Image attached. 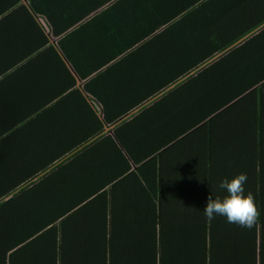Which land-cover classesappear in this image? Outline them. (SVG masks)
<instances>
[{"label": "crops", "instance_id": "1", "mask_svg": "<svg viewBox=\"0 0 264 264\" xmlns=\"http://www.w3.org/2000/svg\"><path fill=\"white\" fill-rule=\"evenodd\" d=\"M254 67L264 0H0V242L20 264H55L52 227L68 217L66 264H86L88 237L145 235L133 156L178 144L198 162L188 130L204 109L201 125L251 118L247 142L264 158V80L244 94L224 86ZM234 131L216 128L224 142ZM167 161L158 211L194 220L199 191L178 180L179 152Z\"/></svg>", "mask_w": 264, "mask_h": 264}, {"label": "trees", "instance_id": "2", "mask_svg": "<svg viewBox=\"0 0 264 264\" xmlns=\"http://www.w3.org/2000/svg\"><path fill=\"white\" fill-rule=\"evenodd\" d=\"M247 71L249 76L242 80L235 78L236 80L224 85L225 88L238 89L239 93L244 94L264 80V70L254 67ZM202 109L200 107V111ZM204 110L205 115L200 114L198 122H193L188 130L198 141V162L196 160L192 162L190 150L183 154L178 144L168 149L166 156L163 153L162 156L154 157L156 150L153 151L154 155L133 156L137 164L141 165L137 172L138 183L146 184V208L142 222L139 223L143 227L136 229L145 232V235L133 236L128 233L130 237L127 236L124 241L118 240L115 232H110L109 236L88 237L86 244L89 252L86 264H211V261L218 264H233L238 260L255 264L258 259L260 264H264V158L255 152V146L247 142L256 130V124L251 118L233 115L231 119L221 123L211 120L210 123L201 125V121L207 119L211 113L210 110ZM230 120L233 122L228 123ZM240 121L243 127H234ZM224 127L229 131L235 130L231 140L226 142L221 133H216V128L222 130ZM240 129L249 133L245 148L239 141ZM3 133L5 132L0 130V135ZM174 152H179L185 166L183 170L179 167L178 180L184 185L193 183L194 191L195 189L199 191L200 216L194 220H170L164 215L169 213L168 211H158L164 201L157 180V176H160L164 168L160 166L161 158L163 164L169 163L168 155L171 156ZM237 152H243V156H237L235 154ZM172 158L175 159L174 156ZM147 160L149 161L145 164ZM239 173L247 174L245 192L251 191L254 194L256 205L260 209V218L251 228L228 223L227 218L220 215L208 220L202 212L208 196L211 193L214 196L226 195L225 190L218 188L219 182L225 178L231 179ZM170 182L169 179L163 185V189H167ZM149 192L152 195L151 204ZM67 211L64 217L68 215ZM52 228L57 232V252L50 255L51 263L54 259L55 264H66L68 217L56 221ZM123 238L125 237H120ZM5 239L9 241L11 238ZM133 244L135 245L132 246ZM12 249L13 247L0 242V264H20L18 252L10 254Z\"/></svg>", "mask_w": 264, "mask_h": 264}, {"label": "clouds", "instance_id": "3", "mask_svg": "<svg viewBox=\"0 0 264 264\" xmlns=\"http://www.w3.org/2000/svg\"><path fill=\"white\" fill-rule=\"evenodd\" d=\"M247 174L239 173L233 178H225L218 184L220 190L226 195H213L211 193L202 212L208 220L215 216H225L228 223L241 227L251 228L260 218V209L256 205L255 196L251 191L245 192Z\"/></svg>", "mask_w": 264, "mask_h": 264}]
</instances>
